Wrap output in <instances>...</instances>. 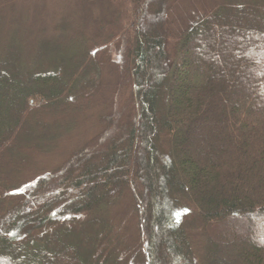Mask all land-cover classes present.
<instances>
[{
  "label": "trees",
  "instance_id": "1",
  "mask_svg": "<svg viewBox=\"0 0 264 264\" xmlns=\"http://www.w3.org/2000/svg\"><path fill=\"white\" fill-rule=\"evenodd\" d=\"M180 1L0 0V264H264V0L175 32ZM99 92L100 131L29 181Z\"/></svg>",
  "mask_w": 264,
  "mask_h": 264
},
{
  "label": "rangeland",
  "instance_id": "2",
  "mask_svg": "<svg viewBox=\"0 0 264 264\" xmlns=\"http://www.w3.org/2000/svg\"><path fill=\"white\" fill-rule=\"evenodd\" d=\"M71 1L72 0H20L19 8H26L25 11H27L34 9L36 6H40L39 3H44L47 9L51 12L49 16H52V21L48 20L49 24V22H56L58 18L62 17L63 14H65L67 10L70 9ZM207 2L210 1L181 0L172 13V26L174 31L178 32L180 28H183V26L186 25V23L188 24L193 19H195L200 11L203 10ZM47 31L50 34L56 33V31L52 30L51 28H49ZM116 54L117 51L115 49H112L110 55V59L112 61H114ZM47 58H52V55H49ZM100 78L103 82V85H100V87L97 86L99 90H104L107 87L113 88L116 83L114 75L109 69L108 64L102 67ZM86 93L87 95L83 96L87 98L88 92ZM105 95H108V93H106ZM101 97L102 94L100 92L98 94L93 93L90 100L86 101L87 103H85L86 105L83 106L84 108L80 113L76 115L74 114L72 117H67V119L60 120V122H58L59 125L56 126L57 128L54 129L53 132V135L56 138L55 141H53L54 146L51 147V150L49 152L35 156L34 162L31 165L33 176L29 179V181H32L35 176L47 173L48 171L58 168L71 152L79 149L89 138L100 131L102 124L99 120L100 117L98 113H104V111L108 112L110 109L108 107H104V105L102 104L99 105L100 103H98V100ZM100 101L102 103L104 100L100 99ZM122 132L123 127L122 124H120L116 130V134H121ZM127 220L130 221L128 224L126 223V225L127 238H130L132 257L133 251H136L137 253V245L142 247V242L138 241L137 239L138 237L137 232L135 231V222L133 223L134 220L130 215L128 216ZM229 224L230 221L224 222L222 223L221 227L223 229H226L228 228ZM197 255V261L199 262L201 260V257L199 254ZM224 264L228 263L225 262Z\"/></svg>",
  "mask_w": 264,
  "mask_h": 264
}]
</instances>
